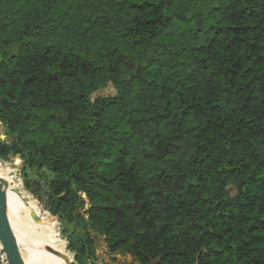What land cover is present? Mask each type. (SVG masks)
Wrapping results in <instances>:
<instances>
[{"label":"trees","instance_id":"trees-1","mask_svg":"<svg viewBox=\"0 0 264 264\" xmlns=\"http://www.w3.org/2000/svg\"><path fill=\"white\" fill-rule=\"evenodd\" d=\"M0 122L76 264H264V0H0Z\"/></svg>","mask_w":264,"mask_h":264},{"label":"bare ground","instance_id":"bare-ground-1","mask_svg":"<svg viewBox=\"0 0 264 264\" xmlns=\"http://www.w3.org/2000/svg\"><path fill=\"white\" fill-rule=\"evenodd\" d=\"M0 179L5 180L7 192V213L13 231L17 237L25 264H72V259H65L69 254L67 244L59 236L54 219L49 213L39 207L34 200L25 193L18 183L8 177L0 162ZM40 218L35 222L32 214ZM42 242L46 245L37 255L24 249L33 242Z\"/></svg>","mask_w":264,"mask_h":264},{"label":"rangeland","instance_id":"rangeland-1","mask_svg":"<svg viewBox=\"0 0 264 264\" xmlns=\"http://www.w3.org/2000/svg\"><path fill=\"white\" fill-rule=\"evenodd\" d=\"M185 27V22L175 21L168 32L180 33L184 30ZM114 91V88L110 85L97 94L106 96L109 94H113ZM0 132L6 134L3 125H0ZM0 162L2 163L8 177L18 183L20 188L25 193H27V195L30 196L39 207L50 214V212L47 210L48 197L50 194L48 182L51 178L49 173H44L37 170H25L21 159H13L9 162H4L0 159ZM234 192V189H232L231 194H233ZM54 222L56 223V230L59 236L64 242H66L68 246V234H65L62 231L64 228H66V224L57 216L54 218ZM91 235L95 240L97 257L89 260L88 264H137L134 258L129 254L123 253L121 251L112 252L107 245L103 235H100L95 231H91ZM43 247H46V245L42 242L36 241L29 246H24V249L26 250L27 248V251L36 256L39 250H41ZM68 252L71 258L74 259L73 253L69 249Z\"/></svg>","mask_w":264,"mask_h":264},{"label":"water","instance_id":"water-1","mask_svg":"<svg viewBox=\"0 0 264 264\" xmlns=\"http://www.w3.org/2000/svg\"><path fill=\"white\" fill-rule=\"evenodd\" d=\"M0 125H2L1 122ZM0 139L7 140L8 142H11L13 140L12 137H8L6 134L1 132ZM5 186V180L0 179V256L2 258L3 264H25V260L23 259L17 237L13 231L7 213V192L5 190ZM49 217L51 219L55 218V216L51 213L49 214ZM32 218L35 222H40L39 216L34 213L32 214ZM203 252H205V249L199 252V254L197 255V261L195 262V264H199L198 258ZM162 256L163 253L151 264H157L161 260ZM70 258V254L65 256V259L67 260ZM71 263L76 264L74 259H72Z\"/></svg>","mask_w":264,"mask_h":264}]
</instances>
